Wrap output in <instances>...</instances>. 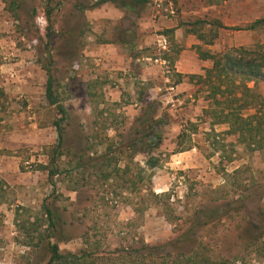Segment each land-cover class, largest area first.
<instances>
[{
	"label": "rangeland",
	"instance_id": "1",
	"mask_svg": "<svg viewBox=\"0 0 264 264\" xmlns=\"http://www.w3.org/2000/svg\"><path fill=\"white\" fill-rule=\"evenodd\" d=\"M56 1L49 40L44 0H0V264L47 260L20 243L16 225L33 221L45 199L74 224L75 239L60 244L62 251L80 248L78 237L87 229L111 246L140 239L154 245L209 212L200 236L214 257L264 264V150L248 137L243 142L227 134L230 126L219 123L209 87L198 77L212 63L199 59L200 42L187 33L202 28L208 40L217 33L212 45L202 44L214 54L255 47L264 43V28H247L264 18V0L218 6L162 0L165 8L174 4L175 15L159 10L157 0L135 9L114 0L101 6L99 0ZM162 34L170 40L166 53L158 49ZM185 49L197 56L185 61L192 65L189 74L176 68ZM117 55L126 61H116ZM155 58L165 59L168 68ZM48 68L69 113L61 126L70 149L53 179L46 168L60 116L46 98ZM152 101L165 124L162 165L150 172L142 155L132 161L126 145L142 107ZM105 154L114 158L112 165H102ZM106 171H114V179L107 181Z\"/></svg>",
	"mask_w": 264,
	"mask_h": 264
},
{
	"label": "trees",
	"instance_id": "2",
	"mask_svg": "<svg viewBox=\"0 0 264 264\" xmlns=\"http://www.w3.org/2000/svg\"><path fill=\"white\" fill-rule=\"evenodd\" d=\"M109 1L111 0H99L96 6ZM114 1L121 8L131 9L140 5L145 7L150 3V0ZM204 1L210 6H218L233 0ZM59 6L60 3L56 0H44L43 17L49 24L46 27V37L49 40H52L54 34L52 17ZM198 24L204 27L207 22L201 21ZM259 27L264 28V18L254 22L247 30H255ZM200 29L195 28L187 33L195 35L200 42L195 46L199 59L212 63L210 68L205 69V74L198 77L209 87L207 99L213 113L220 118L219 123L230 126L227 134L236 135L237 139H242L243 142L246 141L245 137H248L256 150H264V43L252 48H230L214 54L209 50H202V44L212 45L214 39L217 38V33L211 31L212 37L208 40L207 35L201 34ZM167 33L173 34V30ZM47 73L46 98L49 105L54 106L60 116L54 122L58 133V143L51 149L50 168H46L49 178L53 179L59 174V161L70 149L65 146L66 132L61 126L63 121L69 119V113L54 90L49 68ZM178 75L182 77L181 74ZM250 83L254 84L253 88L250 87ZM163 124L165 120L160 117L157 102H149L142 107L141 114L134 121L132 131L127 138L126 148L132 151V161L136 156L142 155L145 158L146 170L150 172L162 165V157L158 151L164 141L161 132ZM183 136L184 132L178 136V139H182ZM188 150L182 149L180 152ZM80 153V158L83 159L84 154L82 151ZM113 160L114 158L105 154L102 158V165H112ZM106 172L104 178L107 181L114 179V171ZM151 178L152 174H149V180ZM149 195L157 200L161 198L170 200L167 195L158 196L153 192H149ZM210 215V218L215 217L214 212ZM208 217L209 212L206 213L204 219L197 216L187 228L177 230L173 238L154 245L140 239L131 244L111 246L95 238L92 231L87 229L83 235L78 237L81 239V247L75 251L61 250L60 244L70 243L75 239L71 230L74 224L69 223L60 208L54 207L48 199H45L33 221H23L20 224L17 222L16 225L18 231L23 234L20 243L47 256V260L39 264H231L228 259L214 257L200 236L201 230L209 225ZM260 236L264 237V230L260 232Z\"/></svg>",
	"mask_w": 264,
	"mask_h": 264
},
{
	"label": "built area",
	"instance_id": "3",
	"mask_svg": "<svg viewBox=\"0 0 264 264\" xmlns=\"http://www.w3.org/2000/svg\"><path fill=\"white\" fill-rule=\"evenodd\" d=\"M157 8L159 10L164 9L166 12L170 13L171 15H175V7L174 4L170 1L168 2L167 8L164 7L163 1L157 2ZM44 20L43 18H40V21ZM170 47V40L166 35H160L158 38V49L161 53H166L169 50ZM155 63H158L162 66H165L168 68V62L165 59L162 58H155Z\"/></svg>",
	"mask_w": 264,
	"mask_h": 264
},
{
	"label": "crops",
	"instance_id": "4",
	"mask_svg": "<svg viewBox=\"0 0 264 264\" xmlns=\"http://www.w3.org/2000/svg\"><path fill=\"white\" fill-rule=\"evenodd\" d=\"M158 1H162V0H157V2ZM188 50L185 49V51H183V53L180 56V59L176 63L177 64V66H176L177 72H179V73L189 74V73L192 72V65L187 64L185 61H186V59L188 57H194L195 59H197V56L195 55V53H191ZM192 55H194V56H192ZM113 58L116 59V61L119 62V60H120V62H121V60H125L126 61L127 57H124L123 55L122 56L117 55V56H114ZM142 79H144V78L142 77ZM171 89H173V88H171Z\"/></svg>",
	"mask_w": 264,
	"mask_h": 264
}]
</instances>
